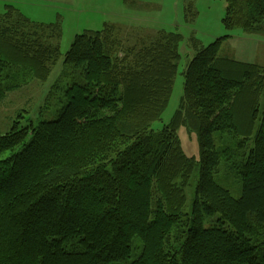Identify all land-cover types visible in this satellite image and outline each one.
Here are the masks:
<instances>
[{
	"label": "trees",
	"instance_id": "1",
	"mask_svg": "<svg viewBox=\"0 0 264 264\" xmlns=\"http://www.w3.org/2000/svg\"><path fill=\"white\" fill-rule=\"evenodd\" d=\"M225 2L226 29H261L264 0ZM61 32L12 5L0 13V102L46 82L60 56L69 68L56 119L0 133V157L12 151L0 158V264H112L131 256L135 238L126 264H264V67L218 55L229 34L195 44L178 107L154 130L181 34L106 24L61 55ZM179 127L195 133L198 159ZM220 167L238 174L239 197L215 180Z\"/></svg>",
	"mask_w": 264,
	"mask_h": 264
},
{
	"label": "rangeland",
	"instance_id": "2",
	"mask_svg": "<svg viewBox=\"0 0 264 264\" xmlns=\"http://www.w3.org/2000/svg\"><path fill=\"white\" fill-rule=\"evenodd\" d=\"M7 3L15 5L25 16L37 23H58L62 31L61 55L67 51L76 34L85 30H100L106 24L124 27L129 32H153L162 28L180 33L181 40L178 45L180 58L172 91L160 118L152 123L154 130H159L168 123L178 107L183 93V72L196 52L195 44L205 47L219 36L229 34L230 36L220 42L218 55L234 58L242 56L239 57L240 60L245 61L259 58L258 63L264 67V54L261 56V52H264V23L260 25L259 31L253 33L245 32L241 27L226 29L222 24L226 9L225 0H0V12L4 11ZM245 49L246 55H241ZM61 60L60 56L46 82L31 81L19 90L8 93L0 102V133L10 130L15 121L23 127L30 123L37 125L41 121L57 118L58 109L64 104V98L60 93V86L56 83L61 84L64 80L61 71H69V68H61ZM260 104L261 115L264 93ZM258 126L259 122L256 123V129ZM177 133L185 154L198 159L195 133L188 132L185 127H179ZM253 136L248 141L246 150L252 146ZM17 150L19 148L13 151ZM11 153V150L6 151L0 158H5ZM196 178L195 171L185 189L187 201L184 210L187 212L191 207ZM214 178L234 197L241 195V180L234 171L220 167ZM208 224L209 220L205 219L204 225ZM131 245L133 249L131 256L125 261L112 264L130 262L137 255L141 242L135 238Z\"/></svg>",
	"mask_w": 264,
	"mask_h": 264
},
{
	"label": "crops",
	"instance_id": "3",
	"mask_svg": "<svg viewBox=\"0 0 264 264\" xmlns=\"http://www.w3.org/2000/svg\"><path fill=\"white\" fill-rule=\"evenodd\" d=\"M7 5H13V4H11V3H7V4H5V9H6V6ZM13 6H15V5H13ZM16 7V6H15ZM17 8V7H16ZM4 9V10H5ZM20 11V10H19ZM4 12V11H3ZM21 12V11H20ZM0 13H2V12H0ZM22 13V12H21ZM23 14V13H22ZM24 15V14H23ZM25 16V15H24ZM26 18H28V19H30L29 17H27V16H25ZM30 20H32V19H30ZM32 21H35V20H32ZM243 30V29H242ZM220 37V36H219ZM238 53V52H237ZM263 54H264V52H261V56H263ZM241 55H246V49L245 50H243L242 52H241ZM224 57H227V58H230V59H233V60H237V61H241V62H246V63H253V64H257V65H261L260 63H258L259 61V58H257L256 60H251V61H248V60H240V58L239 57H242V56H237V58H234V57H230V56H224ZM244 57V56H243ZM246 57V56H245ZM262 66V65H261Z\"/></svg>",
	"mask_w": 264,
	"mask_h": 264
}]
</instances>
